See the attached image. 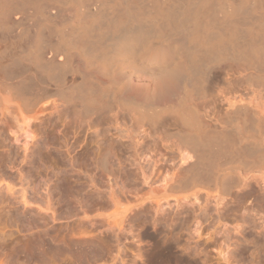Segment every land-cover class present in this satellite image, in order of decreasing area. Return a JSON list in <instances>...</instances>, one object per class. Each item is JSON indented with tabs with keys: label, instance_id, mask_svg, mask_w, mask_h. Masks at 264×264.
Listing matches in <instances>:
<instances>
[{
	"label": "rangeland",
	"instance_id": "374dc122",
	"mask_svg": "<svg viewBox=\"0 0 264 264\" xmlns=\"http://www.w3.org/2000/svg\"><path fill=\"white\" fill-rule=\"evenodd\" d=\"M145 63L123 95L174 103L180 82ZM209 80L191 103L210 125L229 127L228 100L264 102V85L239 65L222 63ZM66 105L54 151L0 168V264H264V156L227 152L213 178L196 158L180 167L192 150L169 115L151 124L129 109Z\"/></svg>",
	"mask_w": 264,
	"mask_h": 264
},
{
	"label": "bare ground",
	"instance_id": "6f19581e",
	"mask_svg": "<svg viewBox=\"0 0 264 264\" xmlns=\"http://www.w3.org/2000/svg\"><path fill=\"white\" fill-rule=\"evenodd\" d=\"M148 58L180 82L174 103L155 105L151 92L141 101L123 95L130 72L145 69ZM222 63L264 85V0H0V168L53 150L49 137L64 131L74 100L83 112L129 109L151 124L171 116L192 150L180 167L196 158L213 178L227 152L264 156L262 97L228 100L214 119L224 116L229 127L206 123L191 103L207 96Z\"/></svg>",
	"mask_w": 264,
	"mask_h": 264
}]
</instances>
